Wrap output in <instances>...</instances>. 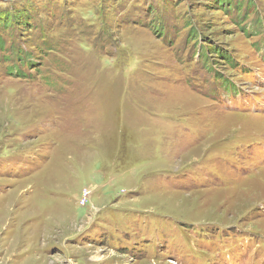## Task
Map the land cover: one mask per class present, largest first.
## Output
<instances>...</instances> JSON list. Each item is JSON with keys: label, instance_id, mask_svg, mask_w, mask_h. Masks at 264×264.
<instances>
[{"label": "rangeland", "instance_id": "rangeland-1", "mask_svg": "<svg viewBox=\"0 0 264 264\" xmlns=\"http://www.w3.org/2000/svg\"><path fill=\"white\" fill-rule=\"evenodd\" d=\"M237 1L0 0V264H264V0Z\"/></svg>", "mask_w": 264, "mask_h": 264}, {"label": "trees", "instance_id": "trees-1", "mask_svg": "<svg viewBox=\"0 0 264 264\" xmlns=\"http://www.w3.org/2000/svg\"><path fill=\"white\" fill-rule=\"evenodd\" d=\"M223 8L224 7H227V8H229V7H232L233 9H241V6H242V4L239 2V1H237V0H216ZM250 4V8H251V10L253 9V12H255L256 10L254 9V7H253V3H250V1L249 0H247L246 2H245V5L246 6H248ZM238 10V11H239ZM4 12V13H3ZM10 11H2V12H0V15H1V13H3L4 14V16H0V19H2V21L4 22H8L7 24H3V25H0V28L1 29H4V30H9L10 28V22L11 21H13L14 19H17L18 17H19V14H21V12H11V15H10V17H9V15H8V13H9ZM7 16H6V15ZM7 18H6V17ZM244 16H246V15H244ZM10 20V21H9ZM20 21H19V23H17V25L20 27V26H22L25 30H28V32L29 33H32V35L35 33L34 32V29H35V27H34V29H32L33 28V26L32 25H30V23H28V21L26 20V17H22V19H19ZM257 21H259V19H256ZM19 29V28H18ZM9 35H12L13 36V34L11 33V34H9ZM22 36V35H21ZM14 39H15V37H13ZM13 38L11 39V41H9L10 42V47L9 48H7V50L9 51L10 50V53H12L13 51L16 53V55H17V58L21 61V63H25V62H27L28 61V63H30L31 61H30V58L29 57H27V56H25L26 55V50H23L21 47H19V46H17V45H14L13 44ZM15 41V40H14ZM0 42H2V44H0V46L2 47L3 46V39L0 37ZM0 47V48H1ZM15 48V49H14ZM21 53H24V55L22 56L21 55ZM14 56H15V54H13ZM15 58H16V56H15Z\"/></svg>", "mask_w": 264, "mask_h": 264}]
</instances>
